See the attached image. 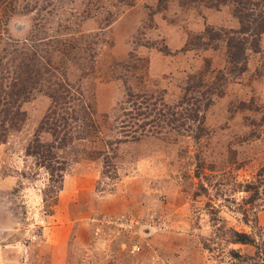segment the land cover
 I'll list each match as a JSON object with an SVG mask.
<instances>
[{
  "label": "rangeland",
  "instance_id": "1",
  "mask_svg": "<svg viewBox=\"0 0 264 264\" xmlns=\"http://www.w3.org/2000/svg\"><path fill=\"white\" fill-rule=\"evenodd\" d=\"M260 1L0 0V264H262Z\"/></svg>",
  "mask_w": 264,
  "mask_h": 264
},
{
  "label": "trees",
  "instance_id": "2",
  "mask_svg": "<svg viewBox=\"0 0 264 264\" xmlns=\"http://www.w3.org/2000/svg\"><path fill=\"white\" fill-rule=\"evenodd\" d=\"M209 1L210 5L212 6H217L218 4H221V3H225V2H231L234 4V13L235 15L240 19L242 20V23L244 24V22L247 20V18H245L247 16L246 13H248L246 10L247 7H249V4H251V0H207ZM262 3V5L264 6V0H261L258 4ZM264 22L263 20L260 21V23ZM247 26L245 27V29L247 30L248 28V24H246ZM244 27H242V30ZM244 38H242L241 40H239L238 38L236 37H231L230 38V46L232 47H235L236 45H233V40L237 41V42H240V44L242 43L241 41H243ZM243 47V44L241 45ZM232 57H234L235 59L239 58V55L237 57L236 54H234V52H232ZM20 64V63H19ZM19 68V67H18ZM17 68V69H18ZM25 71L23 70H20L19 72L16 71L15 72V78L14 79H11V81H4L3 79H0V116H3L4 118V115L7 114V112H9L10 110V106L12 104H15L18 102V99H21L23 98V92L26 91L28 89V86L25 84V85H21L24 77H23V74H24ZM41 78L43 77L41 74H40ZM50 81V77H48ZM45 80H47L45 78ZM38 81V80H37ZM35 83V82H34ZM33 84V83H32ZM18 87H17V86ZM68 85V83H67ZM16 86V88H15ZM31 86V85H30ZM60 88H62V85L60 83ZM190 87H187V90L189 91ZM58 90V89H57ZM62 91L57 94L56 97H54V105L58 104L60 105L61 108L65 107L66 105H68V101H66L65 99H70V90H68V88L66 87L64 89V87L61 89ZM61 100H64V101H61ZM59 108V109H61ZM55 112V111H54ZM182 115H180L181 117ZM57 126V125H56ZM1 130H4L5 129V125L0 128ZM40 144L41 142L40 141H37V143L35 144L36 148H37V151L43 156V157H46L47 156V153H51V149L48 150H45L44 148L40 147ZM43 145V143H42ZM48 157V156H47ZM246 189L247 190H250V189H253L254 190V193H256L258 191V185L255 184L254 182L250 181V182H247L246 184ZM232 231V241L234 242H244V243H252L254 242V237L248 233V232H245V231H237V230H231ZM262 264H264V261L262 262Z\"/></svg>",
  "mask_w": 264,
  "mask_h": 264
}]
</instances>
